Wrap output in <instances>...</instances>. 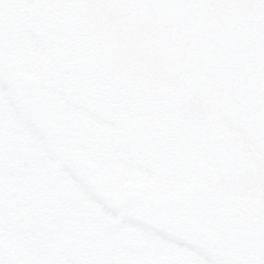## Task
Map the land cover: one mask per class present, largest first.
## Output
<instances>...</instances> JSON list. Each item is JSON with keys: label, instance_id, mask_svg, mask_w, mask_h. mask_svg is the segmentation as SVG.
Instances as JSON below:
<instances>
[{"label": "water", "instance_id": "water-1", "mask_svg": "<svg viewBox=\"0 0 264 264\" xmlns=\"http://www.w3.org/2000/svg\"><path fill=\"white\" fill-rule=\"evenodd\" d=\"M23 28L45 48L35 80L113 123L151 172L113 208L264 264V0H30Z\"/></svg>", "mask_w": 264, "mask_h": 264}, {"label": "flooded vegetation", "instance_id": "flooded-vegetation-1", "mask_svg": "<svg viewBox=\"0 0 264 264\" xmlns=\"http://www.w3.org/2000/svg\"><path fill=\"white\" fill-rule=\"evenodd\" d=\"M28 7L0 0V264H142L146 226L111 196L151 175L112 123L35 80L45 49L22 27Z\"/></svg>", "mask_w": 264, "mask_h": 264}, {"label": "rangeland", "instance_id": "rangeland-1", "mask_svg": "<svg viewBox=\"0 0 264 264\" xmlns=\"http://www.w3.org/2000/svg\"><path fill=\"white\" fill-rule=\"evenodd\" d=\"M144 233L146 242L141 250L144 257L142 264H153L171 256L188 260L189 264H221L204 251L174 241L147 227L144 229Z\"/></svg>", "mask_w": 264, "mask_h": 264}]
</instances>
